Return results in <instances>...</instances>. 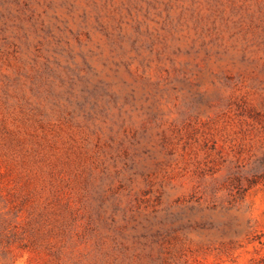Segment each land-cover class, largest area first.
I'll return each instance as SVG.
<instances>
[{
  "label": "rangeland",
  "instance_id": "374dc122",
  "mask_svg": "<svg viewBox=\"0 0 264 264\" xmlns=\"http://www.w3.org/2000/svg\"><path fill=\"white\" fill-rule=\"evenodd\" d=\"M0 264H264V0H0Z\"/></svg>",
  "mask_w": 264,
  "mask_h": 264
}]
</instances>
